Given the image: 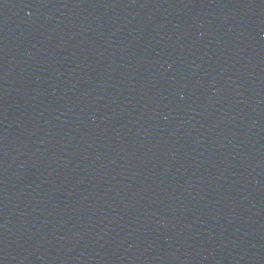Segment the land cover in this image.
I'll use <instances>...</instances> for the list:
<instances>
[{
    "label": "water",
    "instance_id": "obj_1",
    "mask_svg": "<svg viewBox=\"0 0 264 264\" xmlns=\"http://www.w3.org/2000/svg\"><path fill=\"white\" fill-rule=\"evenodd\" d=\"M0 264H264V0H0Z\"/></svg>",
    "mask_w": 264,
    "mask_h": 264
}]
</instances>
